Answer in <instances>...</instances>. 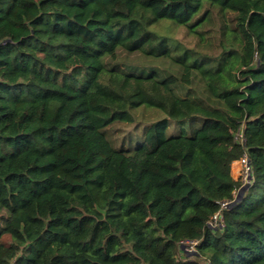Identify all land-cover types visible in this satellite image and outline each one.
<instances>
[{"label": "trees", "instance_id": "trees-1", "mask_svg": "<svg viewBox=\"0 0 264 264\" xmlns=\"http://www.w3.org/2000/svg\"><path fill=\"white\" fill-rule=\"evenodd\" d=\"M176 1L0 0V264H264V0Z\"/></svg>", "mask_w": 264, "mask_h": 264}, {"label": "rangeland", "instance_id": "rangeland-1", "mask_svg": "<svg viewBox=\"0 0 264 264\" xmlns=\"http://www.w3.org/2000/svg\"><path fill=\"white\" fill-rule=\"evenodd\" d=\"M144 3H153L155 4L158 9L160 10H165V11H174L173 13H177V10L180 15H184L188 10L186 8H179L177 7V1L176 0H143ZM216 24V23H215ZM171 34L179 41L186 43L187 45L194 46L197 42V39L188 36L185 32L184 29L182 28H177ZM213 42L211 43L209 37H207L206 45L205 44H200V50L201 51H211V50H216L217 47V42H216V37L215 34L213 35ZM215 40V41H214ZM208 44H211V46H208ZM215 52V51H212ZM211 52V53H212ZM121 59L122 60H127L125 62L128 63H144V64H151V61H148L141 56H131L128 57L125 54H121ZM124 62V61H123ZM152 65L158 66L160 68H165L167 69L168 63L165 64H155L152 63ZM135 118H136V123L132 124H126V123H116L110 127L107 128V134L108 137L113 140L116 144H119L121 142L125 144L126 147H135L138 143V138H137V132L138 129H136V124L138 127H141L145 124H148L152 121H155L160 118H165V114L157 109L150 108L143 106L137 110L134 111ZM191 123L189 121L186 122H180L177 123L176 121H171L170 122V127L168 129V136L176 135L181 132V128L185 127L187 130H191Z\"/></svg>", "mask_w": 264, "mask_h": 264}, {"label": "built area", "instance_id": "built-area-1", "mask_svg": "<svg viewBox=\"0 0 264 264\" xmlns=\"http://www.w3.org/2000/svg\"><path fill=\"white\" fill-rule=\"evenodd\" d=\"M235 141L241 145L245 144V137L242 131H238L234 134ZM231 176L235 181H240L243 187L251 184L252 168L249 162L248 156L245 154L238 160H235L231 165ZM234 201H226L220 203V209L214 213L207 222V226L210 229L217 230L224 227V212L232 205ZM197 241H184L182 246L188 253L195 252Z\"/></svg>", "mask_w": 264, "mask_h": 264}, {"label": "water", "instance_id": "water-1", "mask_svg": "<svg viewBox=\"0 0 264 264\" xmlns=\"http://www.w3.org/2000/svg\"><path fill=\"white\" fill-rule=\"evenodd\" d=\"M250 179H252V177H251ZM245 189H246V188L244 187V188H242V189L240 190V192H239V196H241V195L244 193Z\"/></svg>", "mask_w": 264, "mask_h": 264}]
</instances>
